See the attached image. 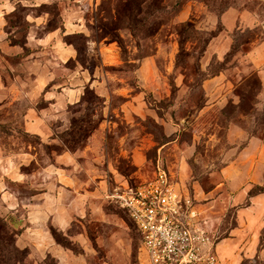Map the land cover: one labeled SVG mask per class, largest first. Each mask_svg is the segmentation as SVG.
Listing matches in <instances>:
<instances>
[{"label": "rangeland", "instance_id": "1", "mask_svg": "<svg viewBox=\"0 0 264 264\" xmlns=\"http://www.w3.org/2000/svg\"><path fill=\"white\" fill-rule=\"evenodd\" d=\"M262 17V0H0V159L28 150L38 162L20 169L40 168L46 147L19 130L48 139L73 117L92 116L93 125L106 107L110 116L128 93L137 97L143 164L134 173L136 133L122 145L128 152L113 158L127 124L112 112L119 125L102 149L120 174L99 197L108 220L90 219L86 232L93 264H141L134 221L107 195L125 180L151 179L159 164L198 199L223 264H264V166L254 169L251 191L240 187L212 210L206 205L217 198L206 193L221 181L227 153L264 135V83L244 58L264 41ZM23 43L35 50L20 57Z\"/></svg>", "mask_w": 264, "mask_h": 264}, {"label": "crops", "instance_id": "2", "mask_svg": "<svg viewBox=\"0 0 264 264\" xmlns=\"http://www.w3.org/2000/svg\"><path fill=\"white\" fill-rule=\"evenodd\" d=\"M261 23L264 24V17H262ZM63 26L64 29H61V32L64 34L66 31L64 24ZM26 46L31 48L30 53L35 50L28 44ZM63 48L66 53L71 52L70 46H63ZM24 55H26L25 52ZM244 58L248 59L258 69L261 81L264 83V41L255 49L245 53ZM144 64L145 62H142L138 72L143 70ZM217 77L208 79L207 82H216ZM126 97V101L122 103L120 109L112 110L116 117L121 116L127 124L126 131L122 132L118 139L121 151L115 153L113 158L115 157L116 161L117 155L120 157L128 152L122 145L129 135L136 133V146L133 149L132 157L133 164L137 168L134 173H138L144 158L142 159V156L136 154L142 148L140 144H143L139 136L140 123H135L134 120L133 107H135L137 97L129 93ZM108 110L109 108L106 107L103 121L89 136L84 147L76 151L57 150L52 155L47 153L49 159L45 164L40 165V168H33L28 171L20 169L21 166H28L33 161L38 162L35 160V155L28 150L18 152L14 156L1 157L0 213L6 216L9 214L17 216L22 221V231L17 236L16 242L21 248H29L30 264H43L49 257L54 258L57 264H93L87 253L90 244H88L86 234L88 227L85 220L92 218L100 222L108 220V213L99 197H101L105 190L104 186L109 183V180L118 179L120 174L114 159L111 162V159L106 157L109 154L105 155L102 149L104 142L107 149L109 134L113 133L119 125L111 114L112 112H109L110 116L108 115ZM122 111L124 112L122 113ZM69 125L64 130L68 129ZM23 131L39 135L46 143L55 144L57 141L58 144L56 145L63 144L57 137V134L62 131L48 139H45L39 132H33L30 129ZM9 132H12V129L9 128ZM113 143L115 142L113 141ZM232 150L237 152L227 153L226 157L230 155L231 159L226 161L223 167L221 181L206 193L208 198L217 196L215 200L206 204L209 210H212L215 201L228 197L231 199L240 187L245 193H248L247 190L251 191L252 188L250 189L247 184H250L251 181L256 183L258 181L254 169L259 165L264 166V135H253L248 138L246 145L239 151L238 147ZM103 163H106L105 168L101 166ZM126 182L128 180H125L122 185ZM251 195H255V193ZM198 208L202 213L199 205ZM73 224L77 230L72 233L69 230L73 228ZM50 226L63 231L83 249V253H75L72 249L64 248L57 243L51 234ZM99 260L101 261V258Z\"/></svg>", "mask_w": 264, "mask_h": 264}, {"label": "built area", "instance_id": "3", "mask_svg": "<svg viewBox=\"0 0 264 264\" xmlns=\"http://www.w3.org/2000/svg\"><path fill=\"white\" fill-rule=\"evenodd\" d=\"M107 198L134 221L141 264H223L198 199L160 164L151 179L128 181Z\"/></svg>", "mask_w": 264, "mask_h": 264}, {"label": "trees", "instance_id": "4", "mask_svg": "<svg viewBox=\"0 0 264 264\" xmlns=\"http://www.w3.org/2000/svg\"><path fill=\"white\" fill-rule=\"evenodd\" d=\"M171 5V4H170ZM172 6V5H171ZM180 8L177 10L179 11ZM219 21L222 19L221 16L223 15V12H220L217 14ZM61 29H64V26H61ZM214 35V34H213ZM14 43V42H13ZM22 46L25 48V54H29L31 51V48L26 46L25 43L22 44ZM235 47V43H232L231 48L229 51L225 54V63L229 59L231 55H234L233 53ZM237 53V52H236ZM22 57L23 54H17ZM224 69V68H223ZM222 70V69H221ZM262 86V83L260 82V87ZM100 97V96H98ZM100 99V98H99ZM102 101V100H101ZM93 104V102H91ZM104 103V100L102 101ZM98 116V114H93V117L95 118ZM78 117H73L71 119V124L68 127V129L60 132L57 134V137L62 141V145H58V147H53L56 144H50L44 142L39 135L36 134H31L25 131H20L22 135L25 136L26 139H32L33 137H37L38 141L46 147V152L49 155H52L53 149L57 148L58 151H61L62 149H68L71 151H76L82 147H84L87 143V140L89 136L99 127L100 123L104 119V114H101V117L97 121H95V124L91 125L90 123L93 122L92 116L86 119L87 122H85L84 119H81ZM82 123V125H81ZM88 123V124H86ZM83 127L84 132L79 133L81 128ZM79 133V138L78 137H72V135H76ZM53 159V158H52ZM90 219H86L85 223L86 226L88 227V230L90 229ZM22 221L17 217V216H12L9 214V216L3 215L0 213V264H30L29 263V248H21L17 245V236L21 233L22 228ZM135 225V223H134ZM74 227V224L73 226ZM136 227V225H135ZM72 229V228H71ZM69 230V232L71 231ZM137 229V227H136ZM50 231L57 243L62 245L64 248H70L72 249L71 245L76 244L81 252H83V249L75 242H73L65 233L59 229H57L54 226H50ZM138 231V230H137ZM58 233H61L64 237L70 241V243H64ZM139 235V241L141 239L140 233L138 232ZM73 250V249H72ZM74 251V250H73ZM76 252V251H75ZM43 264H57L56 260L52 257L47 258Z\"/></svg>", "mask_w": 264, "mask_h": 264}]
</instances>
